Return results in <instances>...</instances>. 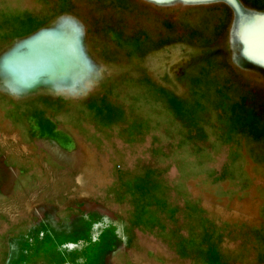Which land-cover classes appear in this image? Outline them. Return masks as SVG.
<instances>
[{"label": "rangeland", "instance_id": "1", "mask_svg": "<svg viewBox=\"0 0 264 264\" xmlns=\"http://www.w3.org/2000/svg\"><path fill=\"white\" fill-rule=\"evenodd\" d=\"M0 264H264V0H0Z\"/></svg>", "mask_w": 264, "mask_h": 264}]
</instances>
